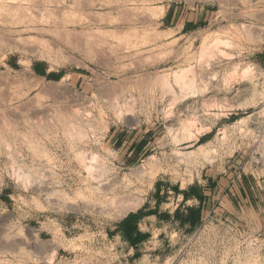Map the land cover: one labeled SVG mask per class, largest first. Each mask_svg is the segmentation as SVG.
Segmentation results:
<instances>
[{
  "label": "rangeland",
  "instance_id": "rangeland-1",
  "mask_svg": "<svg viewBox=\"0 0 264 264\" xmlns=\"http://www.w3.org/2000/svg\"><path fill=\"white\" fill-rule=\"evenodd\" d=\"M0 264H264V0H0Z\"/></svg>",
  "mask_w": 264,
  "mask_h": 264
},
{
  "label": "bare ground",
  "instance_id": "bare-ground-1",
  "mask_svg": "<svg viewBox=\"0 0 264 264\" xmlns=\"http://www.w3.org/2000/svg\"><path fill=\"white\" fill-rule=\"evenodd\" d=\"M259 125H260V124H259ZM258 127L260 128V126H258ZM261 127H262V125H261ZM86 145H87V144H86ZM83 152H84V151H83ZM77 153H78V152H77ZM81 153H82V152H81ZM80 155H82V154H80ZM76 157H77V156H76ZM90 157H91V155H89V157H87L88 159H84V158H83L82 161H84V160H85V161H88V160L90 159ZM78 158H79V157H78ZM85 158H86V157H85ZM78 160H79V159H78ZM90 160H91V159H90ZM90 160H89V161H90ZM85 161L82 162V163H84V164H83L84 166H83V165H82V166H83L85 169L90 170V169L94 168V167L90 166V162H89V161H88V162H85ZM93 165H94V164H93ZM91 167H92V168H91ZM79 170H80V169H79ZM87 170H86V171H87ZM82 173H83V172H82ZM80 174H81V173H80ZM95 174H96V173H95ZM84 175H85V174H84ZM87 175H88V174H87ZM76 176H77V175H76ZM92 176H93V175H92ZM80 177H81V176H80ZM82 179H83V178H82ZM49 180H51V179H49ZM88 180H89V179H88ZM57 182H58V181H57ZM80 183H82V182H80ZM57 184H58L57 186H58L59 189H60L61 184H60V183H57ZM88 184H90L89 181H88ZM50 185H51L50 183H47L46 186L44 185V191H46V193H47V199H48L49 201H52V202H53L54 199L52 198V196L54 195V192H56V191L52 190ZM90 185H91V184H90ZM112 185H113V183H112ZM114 185H115V184H114ZM114 185H113V187H114ZM52 186H53V184H52ZM92 186H93V185H92ZM113 187H112V188H113ZM89 188H90V187H89ZM110 188H111V185L107 187V190H109ZM115 188H116V187H115ZM59 189H57V190H59ZM80 189H83V188H80ZM87 189H88V188H87ZM85 190H86V189H85ZM91 190H93V189H91ZM110 190H113V189H110ZM61 191H63V190H61ZM115 191H116V190H115ZM119 191H120V190H119ZM119 191H118V192H119ZM125 193H126V191H125ZM122 194H123V193H122ZM113 195H114V194H113ZM120 196H121V194H120ZM56 200H57V199H56ZM124 200H125V197H124ZM125 201H126V200H125ZM125 201H121L120 204L123 206ZM55 204H56V203H55ZM83 204H84L83 206H84L85 208H87V209H92L93 207H94V208H97V209L100 208V207H98V206H92V205L89 204V203H83ZM97 204H98V203H97ZM100 206H101V205H100ZM102 207H103V206H102ZM102 207H101V208H102ZM102 209H103V208H102Z\"/></svg>",
  "mask_w": 264,
  "mask_h": 264
},
{
  "label": "crops",
  "instance_id": "crops-1",
  "mask_svg": "<svg viewBox=\"0 0 264 264\" xmlns=\"http://www.w3.org/2000/svg\"><path fill=\"white\" fill-rule=\"evenodd\" d=\"M176 12H177V10L175 9V16H176ZM46 71L45 70H43L42 72H40V73H45ZM132 224V222H127V223H125V227H127V228H131L130 226H132L131 225ZM129 230V229H128ZM141 237V236H140ZM137 244L135 243V246H136Z\"/></svg>",
  "mask_w": 264,
  "mask_h": 264
},
{
  "label": "trees",
  "instance_id": "trees-1",
  "mask_svg": "<svg viewBox=\"0 0 264 264\" xmlns=\"http://www.w3.org/2000/svg\"><path fill=\"white\" fill-rule=\"evenodd\" d=\"M184 195H185V198L188 197V194H187V193H185ZM187 199H188V198H187ZM128 229H129V231H130L131 229L134 230L135 228H134V227H131V228H128ZM126 235H127V234H126ZM139 235H140V234H138L137 236L140 237Z\"/></svg>",
  "mask_w": 264,
  "mask_h": 264
}]
</instances>
